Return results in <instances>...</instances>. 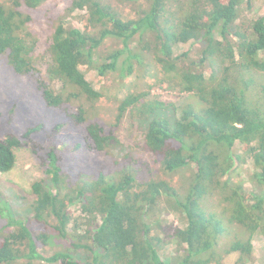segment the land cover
Listing matches in <instances>:
<instances>
[{
    "label": "trees",
    "instance_id": "1",
    "mask_svg": "<svg viewBox=\"0 0 264 264\" xmlns=\"http://www.w3.org/2000/svg\"><path fill=\"white\" fill-rule=\"evenodd\" d=\"M125 1L139 7L134 18L123 19L105 0H70L46 49L47 80L61 88L55 92L41 84L39 89L48 107L65 108L74 100L93 103L103 93L87 82L80 67L102 78L119 70L118 84L109 85L114 99L117 91L122 94L116 123L126 113L140 122L145 128L141 147L170 178H140L125 169L117 180L80 175L69 186L64 156L52 141L56 127L44 134L39 125L0 136V173L15 166V149L30 145L46 176L30 188L33 218L44 224V232L29 228L1 202L0 264H225L231 254H237L234 264H252L253 241H264V85L258 92L263 104L251 103L258 90L254 76L264 77V15L246 27L239 23V6L246 3L252 10L257 0ZM44 2L0 3V56H6L16 75L37 72L31 18L19 8L35 10ZM76 12L85 13L81 28L69 21ZM107 39L122 48L101 62L97 50ZM180 44L189 47L174 54ZM142 64L158 68L168 90L193 101L183 107L163 102L150 93L153 85L132 91L142 77L135 68ZM132 75L133 82H127ZM67 115L73 124H85L86 152L121 149L112 130L86 121L82 107ZM234 159L250 161L248 186L236 180ZM183 170H189L187 184L174 181ZM72 205L79 206L80 216L73 218ZM156 214L174 216L177 225L166 221L163 226ZM49 219L55 222L51 228ZM156 224L161 230L152 235ZM55 238L67 240L75 254L51 251ZM222 238L230 245L218 248ZM167 243L175 248L162 256L161 246ZM261 252L264 262V244Z\"/></svg>",
    "mask_w": 264,
    "mask_h": 264
},
{
    "label": "rangeland",
    "instance_id": "2",
    "mask_svg": "<svg viewBox=\"0 0 264 264\" xmlns=\"http://www.w3.org/2000/svg\"><path fill=\"white\" fill-rule=\"evenodd\" d=\"M11 2L12 0H0L1 4L7 6ZM105 2H108L113 9L117 10L123 19L134 18L136 11L139 9L138 6H133L132 2L125 0H105ZM69 3L70 0H45L35 10L25 9L24 7L19 8L23 13H28L31 18L29 29L37 42L32 58L37 72L34 76L16 75L7 64L6 56H0V136L4 137L8 132L15 134L22 133L27 128H35L39 125L42 126V131L39 133L44 134L43 132L50 133L56 127L55 130H57L52 137V141L53 144L56 143L64 156L63 164L66 167V174L68 175L67 183L69 186H73L80 175L89 176L95 180L100 174H103L117 180L122 177L125 169L133 170L140 178L169 180L170 177L160 171L159 165L155 162L154 158L141 147L143 143L142 132L145 128L140 122L135 118H131L126 113L122 120L118 124L116 123L117 107L122 94L117 91V99H114L111 96L113 93L109 85L118 84L119 70L108 72L106 77L102 78L95 71L84 66L80 67V71L87 82L95 90L103 93L102 97L96 102L88 103L82 100H74L66 103L65 108H52L45 104L42 98V89H39L40 85L43 84L50 89L54 88L55 92H58L61 88L58 82L52 84L47 80L45 70L49 59L46 49L50 43L54 24L57 18L65 12ZM239 8L243 11L239 23H243L247 27L251 19L253 20L258 16L264 15V0L255 1L252 10H247L246 3H242ZM84 14V12L73 13L69 21L81 28L84 24ZM188 47L187 45L180 44L173 49V53L180 54L186 51ZM121 48L122 44L119 41L107 39L97 50L96 55L99 57V61L102 62L106 54ZM124 57L125 55L119 59L120 63ZM135 71L142 74V77L138 81L136 88H130L132 91L134 89L141 91L146 89V86L153 85L154 88L151 89L150 93L154 96H159V99L163 102H172L177 107H183L188 102L191 103L193 101L187 97V94L168 90L166 83L159 81L161 80V73L155 66L149 64L143 68V64L137 65ZM262 76V74L254 76L256 78L254 88L258 90L253 92L251 103L256 106L263 104V95L258 93L260 86L264 85V77ZM133 80L134 75L127 78L126 81L133 82ZM79 106L86 111L87 122H96L106 131L112 130L114 132L122 144L120 150H109L106 153H88L85 151V124H73L67 115L68 112L76 113ZM36 136L40 141H44L43 144L45 146L48 145V141L42 139L40 135ZM79 147L80 149H78ZM125 155H130V159L125 157ZM15 156L16 162L13 169L7 173H0V204L1 202L5 203L10 210L9 212L15 218L28 221L27 225L32 230L44 232V229H41V227L44 228V224L36 222L33 218L34 214L31 204L34 197L31 194L30 188L34 181L46 180L45 173L40 166L37 155L32 152L30 145L15 149ZM234 164H236V180L244 181L248 186L246 178L248 171L252 169L250 161L243 162L242 160L238 161L234 159ZM188 171L183 170L179 172L174 177V181L185 182L187 184L189 181ZM78 207V205L69 206V211L73 214V218L80 216ZM212 208H214L213 205L210 206L208 204L206 210L211 211ZM155 216L156 219L165 222L163 226L167 225L166 221L169 224L172 222L171 224L177 225L176 218L170 214L166 218H162L157 214ZM54 224L53 219L48 220L49 226H53ZM3 225H5V221L0 218V226ZM157 225L156 230L152 231V235L158 231L160 232L161 228L157 227ZM81 226L80 228L82 229ZM81 229H78L79 231L77 232H80ZM159 235L163 236V233L161 232ZM53 242H55L56 246L51 245V251L67 249L70 253L75 254L67 240L55 238ZM263 244L262 238L253 241L255 256L252 264H264L260 260L263 257L261 252ZM227 245H230L229 241L222 238L219 241L218 248ZM174 248L172 243L162 244L160 252L162 256H166ZM45 250L49 251L48 249ZM236 259L237 254H231L224 261L225 264H234Z\"/></svg>",
    "mask_w": 264,
    "mask_h": 264
}]
</instances>
